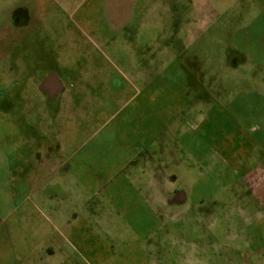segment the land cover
Segmentation results:
<instances>
[{
    "label": "rangeland",
    "instance_id": "obj_1",
    "mask_svg": "<svg viewBox=\"0 0 264 264\" xmlns=\"http://www.w3.org/2000/svg\"><path fill=\"white\" fill-rule=\"evenodd\" d=\"M123 1L0 0V211L71 264L173 256L187 205L217 210L237 160H264V0H139L130 21ZM7 177L33 182L7 198Z\"/></svg>",
    "mask_w": 264,
    "mask_h": 264
},
{
    "label": "crops",
    "instance_id": "obj_2",
    "mask_svg": "<svg viewBox=\"0 0 264 264\" xmlns=\"http://www.w3.org/2000/svg\"><path fill=\"white\" fill-rule=\"evenodd\" d=\"M123 4L131 9L129 18L124 21H130L131 17L141 14L139 0H124ZM1 17L0 15V19ZM29 22L26 20L27 28L31 23ZM13 25L19 26L16 22ZM38 92L41 93L39 90ZM210 160L211 155L204 159L203 164L197 163L204 170L203 174H196V163L188 164L187 177H192L193 181V177L212 175L218 162L212 163L213 167L209 168ZM248 160L247 157L237 160L236 170L231 171L233 175H238L237 182L243 189L224 193L222 203H219L214 211L199 209L200 211L196 212L195 207L187 205L189 216L186 237L174 240L173 256L166 255L164 250L161 253L162 239L156 242L155 245L160 246L159 250L155 249L159 255L149 256L148 264H264V160L260 162L256 157L249 167L246 165ZM206 168L210 170L207 172ZM6 181L7 189L10 187V190H6V197L11 198L18 189L17 183L25 189L31 188L33 177H7ZM147 192L145 202L152 200L154 205L164 207L162 187L158 190L148 189ZM170 194L173 196L171 199H176V202L165 207H179L185 203L183 193L182 198L179 191ZM10 213L11 211L6 212L4 220L0 211V264H71L61 254L56 240L42 244L30 238L12 239L10 230L14 225L8 227L6 223ZM35 247L39 249L38 253L35 252ZM113 259L121 260V257L116 255Z\"/></svg>",
    "mask_w": 264,
    "mask_h": 264
},
{
    "label": "water",
    "instance_id": "obj_3",
    "mask_svg": "<svg viewBox=\"0 0 264 264\" xmlns=\"http://www.w3.org/2000/svg\"><path fill=\"white\" fill-rule=\"evenodd\" d=\"M38 90L44 94H48L50 97L62 91L61 84L53 73H50L45 77L38 86Z\"/></svg>",
    "mask_w": 264,
    "mask_h": 264
},
{
    "label": "flooded vegetation",
    "instance_id": "obj_4",
    "mask_svg": "<svg viewBox=\"0 0 264 264\" xmlns=\"http://www.w3.org/2000/svg\"><path fill=\"white\" fill-rule=\"evenodd\" d=\"M14 18V17H13ZM26 20H27V23L30 21L29 19H27V17H26ZM26 20H24L23 22H22V24H21V22H19L18 20H14V22H16V24L17 25H27V23H26ZM30 23V22H29ZM50 73H53L52 71H50V70H48L46 73H45V75H44V77L39 81V82H41L48 74H50ZM37 90H38V85H37ZM64 92V90L63 91H61L60 93H57L56 95H54V96H52V97H50L48 94H44V93H40L41 95H43L45 98H47V99H49V100H51V99H53V98H55V97H57V96H59V95H61L62 93Z\"/></svg>",
    "mask_w": 264,
    "mask_h": 264
}]
</instances>
